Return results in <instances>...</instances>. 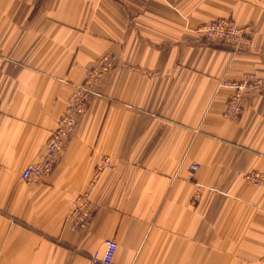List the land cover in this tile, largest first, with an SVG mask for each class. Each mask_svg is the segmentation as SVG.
<instances>
[{"label": "crops", "instance_id": "obj_1", "mask_svg": "<svg viewBox=\"0 0 264 264\" xmlns=\"http://www.w3.org/2000/svg\"><path fill=\"white\" fill-rule=\"evenodd\" d=\"M254 26L247 51L193 30ZM102 55L107 73L51 174L25 184L74 85ZM126 65V68H123ZM264 78V0H0V264H264V88L222 117L221 80ZM87 228L64 223L94 167ZM198 164L191 174L189 168Z\"/></svg>", "mask_w": 264, "mask_h": 264}, {"label": "built area", "instance_id": "obj_2", "mask_svg": "<svg viewBox=\"0 0 264 264\" xmlns=\"http://www.w3.org/2000/svg\"><path fill=\"white\" fill-rule=\"evenodd\" d=\"M245 32H247L246 29H242L230 19L213 20L197 27V33L201 37L230 43L235 47L246 45L248 38H245ZM116 66L117 63L111 56L104 55L97 63L87 69L83 81L74 87L67 98L64 112L58 118L55 129L50 133L48 140L44 144L42 154L37 161L26 166L20 173L22 181L27 183L42 182L49 176L77 123V115L86 106L90 96L94 94V86L104 72ZM260 82L262 80L253 76H244L239 81H228L221 84L222 87L231 90L232 94L224 108L223 116L225 119L236 115L242 99L259 89L262 86ZM111 165L109 158L104 157L93 170L88 190L73 201L67 216V223L72 231H78L86 226L94 209L93 203L90 201L91 186L98 180L105 169L111 168ZM196 168L195 165H192L190 173L195 172ZM246 179L252 185L264 188V173L251 171L246 175ZM116 250L117 244L113 240H105L103 253L100 256H92V264H111Z\"/></svg>", "mask_w": 264, "mask_h": 264}, {"label": "rangeland", "instance_id": "obj_3", "mask_svg": "<svg viewBox=\"0 0 264 264\" xmlns=\"http://www.w3.org/2000/svg\"><path fill=\"white\" fill-rule=\"evenodd\" d=\"M223 19H230V20H233L232 18H223ZM216 20H218V19H216ZM211 21H213V20H211ZM234 21V20H233ZM208 22H210V21H208ZM208 22H206V23H208ZM235 22V21H234ZM239 27H241L242 29H246L247 30V32H245V38H248V40L246 41V45H241L240 47H235L233 44H230V43H224V42H220V41H216V40H209V39H206V38H203V37H201L198 33H197V27H199L200 25H198L197 27H195V29L193 30V32L199 37V38H201V39H204V40H206V41H212V42H217V43H220V44H224V45H228V46H230V47H232V49L233 50H235V51H247V50H249L250 48H252V46H253V44H254V37H253V35H254V26L252 25V24H246V25H240V24H238L237 22H235ZM203 24H205V23H202L201 25H203ZM249 29V30H248ZM102 56H104V55H102ZM101 56V57H102ZM109 56H111V55H109ZM101 57H99L96 61H94V63H92L91 65H90V67H92L93 66V64H95V63H97L98 62V60L101 58ZM112 57V56H111ZM123 66H124V64H123ZM125 68L127 69L128 67H126V65H125ZM112 69H109V70H107L106 72H104L102 75H101V77H100V79H99V81L96 83V85L94 86V89H93V91H94V94L93 95H91L90 96V98L88 99V102H87V104H86V106L83 108V110L77 115V123H76V125H75V127H74V129L76 128V126H77V124H78V118H79V116H80V114L84 111V109L87 107V105H88V103H89V101L93 98V97H95V96H98V92H97V87L99 86V84L101 83V80L103 79V77L107 74V73H109L110 71H111ZM87 71V70H86ZM86 71H85V73H86ZM84 76H85V74H84ZM244 76H253V77H255V78H257V79H260V80H262V82H260L261 84H262V86L259 88V89H257L253 94H251V95H249V96H247V97H244L243 99H242V102H241V106H240V108H239V110H238V112L236 113V115H234L233 117H231V118H229V119H225V117L223 116V113H224V108H225V105L227 104V102H228V99L230 100V98L229 97H231V90H229V89H227V88H225V87H222L221 86V84L222 83H224V82H228V81H232V80H221L220 82H219V87L220 88H223V89H227L228 91H229V96H228V98H227V100H226V102H225V104H224V108H223V111H222V117L226 120V121H233V120H235V119H237L238 117H239V115L241 114V112H242V110H243V107H244V103H245V101H246V99H248L249 97H253L254 95H257V94H259V93H261V91L263 90V88H264V78H262V77H260V76H258V75H256V74H244L242 77H244ZM242 77L239 79V80H241L242 79ZM84 79V78H83ZM239 80H235V81H239ZM83 81V80H82ZM81 81V82H82ZM80 84V83H79ZM79 84H77V85H79ZM77 85H74L73 86V88H72V90L74 89V87L75 86H77ZM71 93H72V91H71ZM74 129H73V131H74ZM73 131H72V133H73ZM72 133H71V135H72ZM71 135H70V137H71ZM70 137L68 138V140L70 139ZM67 140V141H68ZM67 141H66V143H67ZM46 143V142H45ZM65 146H66V144H65ZM40 157V156H39ZM104 157H107V156H104ZM104 157H102L101 158V160L104 158ZM107 158H109V157H107ZM38 160V159H37ZM36 160V161H37ZM101 160H100V162H101ZM109 160L111 161V159L109 158ZM33 162H35V161H33ZM32 162V163H33ZM99 162V163H100ZM98 163V164H99ZM111 163H112V161H111ZM31 164V163H30ZM97 164V165H98ZM29 165V164H28ZM27 165V166H28ZM96 165V166H97ZM193 165H195L197 168H196V170L195 171H197L198 170V168H199V165L198 164H193ZM95 166V167H96ZM192 166V165H191ZM190 166V167H191ZM94 167V168H95ZM111 169H113V164L111 165V168H107V169H105L103 172H102V174H101V176L98 178V180L96 181L97 183L99 182V180H100V178L102 177V175L104 174V172L105 171H107V170H111ZM94 170V169H93ZM251 171H256V170H251ZM251 171H247L245 174H244V178H245V180L251 185V186H253L254 188H257V189H261V190H264V188H261V187H256V186H254V185H252L247 179H246V175L249 173V172H251ZM52 172V171H51ZM51 172H50V174H51ZM189 172H190V168H189ZM258 172H260V171H258ZM193 173H195V172H193ZM193 173H191V174H193ZM262 173H264V172H262ZM49 174V175H50ZM92 174H93V171H92ZM91 178H92V175H91ZM21 180V179H20ZM22 181V180H21ZM90 181H91V179H90ZM89 181V182H90ZM22 182H24L25 184H40V183H42V182H30V183H27V182H25V181H22ZM93 183V185L91 186L92 188H91V192H92V190L96 187V185H97V183ZM88 190V189H87ZM86 190V191H87ZM85 191V192H86ZM84 193V192H83ZM83 193H81V194H83ZM81 194H79V195H81ZM79 195H77L76 197H78ZM76 197L73 199V201L76 199ZM73 201L71 202V204H70V208H69V211H68V213H67V215L65 216V219H64V223H65V226L70 230V231H72L71 229H70V227H69V224L67 223V216H68V214H69V212H70V210H71V206H72V203H73ZM90 201L93 203V207H94V209H93V213H92V215H91V217L89 218V220H88V222H87V224H86V226L83 228V229H85V228H87V226H88V224H89V222H90V220H91V218H92V216L94 215V212H95V203H94V201H93V198H92V196H91V193H90ZM83 229H80V230H78V231H72V232H79V231H82ZM108 240V239H107ZM105 242V241H104ZM104 250V249H103ZM103 253V252H102ZM92 256H95V254H93V255H90L89 257H88V262H89V264H92V262H91V259L93 258ZM97 256V255H96ZM113 262V261H112ZM112 264V263H111Z\"/></svg>", "mask_w": 264, "mask_h": 264}]
</instances>
